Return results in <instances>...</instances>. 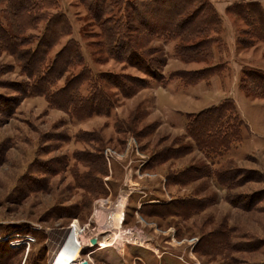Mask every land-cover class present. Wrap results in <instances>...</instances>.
Wrapping results in <instances>:
<instances>
[{
	"label": "rangeland",
	"instance_id": "374dc122",
	"mask_svg": "<svg viewBox=\"0 0 264 264\" xmlns=\"http://www.w3.org/2000/svg\"><path fill=\"white\" fill-rule=\"evenodd\" d=\"M58 1L72 35L51 57L74 39L85 58V68L71 70L59 88L82 72L143 77L101 52L100 31L79 0ZM210 1L223 23L207 51L212 58L185 62L174 42L143 40L140 51L165 59L163 78L143 77L148 87L118 98L107 117L81 121L53 108L32 94V81L14 57L0 54V242L8 240L0 258L20 252L14 264H25L28 254L29 262L49 264L53 235L76 221L86 227L84 243L95 244L83 255L90 254L91 264H221L225 257L264 264V98L247 94L243 85L245 69L264 74V43L239 46L245 27L228 12L235 3L264 6V0ZM206 69L212 74L194 82L192 74ZM225 101L245 125L241 141L226 152L201 151L186 134L189 116ZM93 158H102L103 166ZM195 169L203 173L189 182L175 180ZM91 179L99 181V190ZM184 201L203 206L177 214L174 204ZM37 224L42 231L33 230ZM222 229L231 248L223 257L201 254V239ZM26 235L36 237L29 250L17 244ZM123 236L133 240L96 245Z\"/></svg>",
	"mask_w": 264,
	"mask_h": 264
},
{
	"label": "trees",
	"instance_id": "16d2710c",
	"mask_svg": "<svg viewBox=\"0 0 264 264\" xmlns=\"http://www.w3.org/2000/svg\"><path fill=\"white\" fill-rule=\"evenodd\" d=\"M88 16L100 31V50L109 60L135 68L143 77L160 81L162 56L150 58L140 51L143 40H163L176 44V54L185 62H205L212 58L207 51L216 42L215 35L222 30V19L210 0H79ZM0 54L14 57L19 68L32 81V94L45 97L53 108L72 113L76 120L107 117L115 109L118 98H130L137 91L147 88L148 81L140 76L111 73L82 72L70 75L62 88V82L71 70L85 68V58L78 43L70 39L63 48L51 57L53 49L64 37L72 35L66 15L59 9L58 0H0ZM236 21L244 24L239 30L237 43L248 49L256 43H264V6L258 2L235 3L228 8ZM42 31L29 35L31 31ZM212 69L193 73L194 82L212 74ZM243 85L247 94L264 98V74L258 71H243ZM58 87V88H57ZM28 90V89H27ZM112 90H116L113 92ZM119 95V96H118ZM186 134L201 151L226 152L241 141L245 125L231 101L189 116ZM102 158L93 161L103 166ZM194 172V175L193 173ZM202 170H187L178 184L189 182ZM93 181L94 189H100L99 181ZM202 202L184 201L173 206L177 214L188 212ZM22 229L20 232H23ZM24 233V232H23ZM36 234V233H35ZM7 242V243H3ZM0 242L4 249L7 241ZM201 254L223 257L231 248L229 233L222 229L201 239ZM21 249H24V246ZM248 247V246H247ZM20 249V248H19ZM1 251V250H0ZM4 251V250H3ZM16 252V251H14ZM5 253V252H4ZM20 255L1 257L0 264H14ZM29 262V254L25 264ZM221 264H238L225 257Z\"/></svg>",
	"mask_w": 264,
	"mask_h": 264
},
{
	"label": "bare ground",
	"instance_id": "6f19581e",
	"mask_svg": "<svg viewBox=\"0 0 264 264\" xmlns=\"http://www.w3.org/2000/svg\"><path fill=\"white\" fill-rule=\"evenodd\" d=\"M122 217L117 216L118 223L121 222ZM116 220V219H115ZM109 232V231H108ZM106 234V233H105ZM64 237L63 243L59 247L56 256L51 264H78L80 259L83 258L85 254L86 245L83 241V235H81V227L75 221L73 222L68 229L59 233V236L56 237L57 239ZM66 237L68 240L66 241ZM133 240L132 238H127L123 236V238L112 239H103L99 242V244L105 249L110 247V243L114 241V243L119 244L121 242H128ZM87 264H91V262H84ZM83 263V264H84Z\"/></svg>",
	"mask_w": 264,
	"mask_h": 264
},
{
	"label": "built area",
	"instance_id": "2783aa9c",
	"mask_svg": "<svg viewBox=\"0 0 264 264\" xmlns=\"http://www.w3.org/2000/svg\"><path fill=\"white\" fill-rule=\"evenodd\" d=\"M42 229H43L42 226L40 224H37V225L34 226V229L33 230L40 232V231H42ZM85 233H86V227L85 228L84 227H81V235H85ZM56 237H57L56 234H54L53 235V243H52V245L54 247V250L52 251V253H51L50 257H49V264H51L52 261L54 260V258L56 256V253H57L59 247L61 246V244L63 243V240H64V237H61L59 239H57ZM92 239L93 238H90V241ZM67 240H68V238L66 237V241ZM35 242H36V237H34L33 235H26V236H24V238H22V240H20L19 242H17V244L26 245L27 246V249L29 250L30 246L32 244H35ZM96 245H98L99 247L102 248V246L100 244L97 243ZM94 246H95V244H93V245H90L89 244L86 247V250L85 251H88V250L92 249ZM84 262H88V263L89 262H93L92 261V258L90 257V254L87 255L86 258H81L78 264H83Z\"/></svg>",
	"mask_w": 264,
	"mask_h": 264
},
{
	"label": "water",
	"instance_id": "95a60500",
	"mask_svg": "<svg viewBox=\"0 0 264 264\" xmlns=\"http://www.w3.org/2000/svg\"><path fill=\"white\" fill-rule=\"evenodd\" d=\"M84 264H87V263H84Z\"/></svg>",
	"mask_w": 264,
	"mask_h": 264
}]
</instances>
